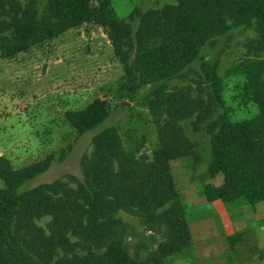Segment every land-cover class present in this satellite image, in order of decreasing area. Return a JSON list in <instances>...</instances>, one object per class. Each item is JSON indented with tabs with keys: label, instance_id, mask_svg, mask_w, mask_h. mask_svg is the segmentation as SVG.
Masks as SVG:
<instances>
[{
	"label": "trees",
	"instance_id": "1",
	"mask_svg": "<svg viewBox=\"0 0 264 264\" xmlns=\"http://www.w3.org/2000/svg\"><path fill=\"white\" fill-rule=\"evenodd\" d=\"M173 1L136 10L134 30L118 16L112 0H47L44 7L35 1L21 7L11 0L13 10H5L0 20L2 57L13 58L83 25L102 27L125 69L114 95L136 101L144 88L156 85L148 102L158 145L151 155L128 151L119 128L107 127L93 137L92 152L81 158L82 179L68 176L33 188L26 185L51 169L53 156L22 168L0 157V264L196 263L173 163L192 153L182 123L197 112L202 122L203 103L188 88L170 92L166 83L183 78L200 60L205 80L223 104L218 64L205 60L202 51L241 28H254L257 37L248 42L246 60L232 74L244 75L239 98L258 112L240 121L229 117L210 130L209 177L221 175L223 181L203 190L209 203L220 202L226 209L264 202V0ZM110 116L109 103L101 100L65 113L80 135L97 130ZM121 212L162 233L163 240L145 260L130 254ZM243 237L240 232L226 236L230 250Z\"/></svg>",
	"mask_w": 264,
	"mask_h": 264
},
{
	"label": "rangeland",
	"instance_id": "2",
	"mask_svg": "<svg viewBox=\"0 0 264 264\" xmlns=\"http://www.w3.org/2000/svg\"><path fill=\"white\" fill-rule=\"evenodd\" d=\"M0 20L11 0H0ZM24 7L31 1L44 7L47 0H13ZM173 0H112L122 19L134 30L138 18L134 12L163 8ZM257 37L254 28H241L218 38L213 46H206L202 57L218 64V74L224 82L223 104L219 103L205 80L201 61L189 66L183 78L166 83L170 92L188 88L191 97L203 103L202 122L198 112L182 123L184 137L192 145V153L173 163V173L191 223L194 246L191 263L176 259L171 264H264V236L250 229L232 250L226 240V218L247 213L253 217L255 207L226 209L223 204L209 203L203 187L221 185V175L209 177L212 158L210 130L227 118L235 121L251 118L258 112L253 104L244 105L237 86L244 81L242 73L232 71L247 57V44ZM125 74L124 65L116 57L106 31L99 26L83 25L28 52L13 58L0 55V157L8 158L15 168L54 157L51 169L31 181L26 188L73 176L82 179L80 166L84 154L93 149V137L101 130L116 126L128 151L151 155L158 145V126L149 108L148 95L156 88H144L136 101L117 98L114 91ZM96 100L107 101L111 116L97 130L80 135L66 120L65 113L80 110ZM144 141V144H142ZM196 154V156L194 155ZM4 182L0 179V189ZM264 205V204H263ZM119 217L127 228L126 245L130 254L145 260L163 240L162 233L149 231L142 221L121 212ZM210 241L205 249V232ZM264 230V227H263ZM196 256V257H194Z\"/></svg>",
	"mask_w": 264,
	"mask_h": 264
},
{
	"label": "crops",
	"instance_id": "3",
	"mask_svg": "<svg viewBox=\"0 0 264 264\" xmlns=\"http://www.w3.org/2000/svg\"><path fill=\"white\" fill-rule=\"evenodd\" d=\"M215 204H222L220 202H215ZM264 202H260L255 206V211L253 217L247 215V213L244 214H238L236 218L233 217H228L226 218L227 221H224V226L227 231V236L240 232V233H247V231L250 229V223L249 219L253 218L254 221V232H256L258 237H261L262 235L264 236ZM204 232H205V249L209 248L210 246V241L207 239L208 233L207 230L204 227ZM196 257V256H194ZM197 258V257H196Z\"/></svg>",
	"mask_w": 264,
	"mask_h": 264
}]
</instances>
